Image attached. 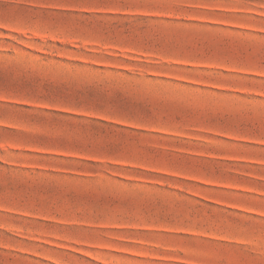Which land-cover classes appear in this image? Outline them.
<instances>
[{
	"label": "rangeland",
	"instance_id": "1",
	"mask_svg": "<svg viewBox=\"0 0 264 264\" xmlns=\"http://www.w3.org/2000/svg\"><path fill=\"white\" fill-rule=\"evenodd\" d=\"M0 264H264V0H0Z\"/></svg>",
	"mask_w": 264,
	"mask_h": 264
}]
</instances>
